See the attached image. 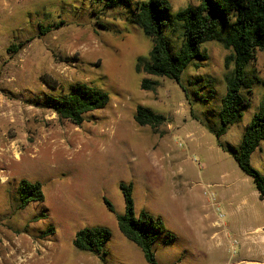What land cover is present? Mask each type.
<instances>
[{
  "label": "rangeland",
  "instance_id": "rangeland-1",
  "mask_svg": "<svg viewBox=\"0 0 264 264\" xmlns=\"http://www.w3.org/2000/svg\"><path fill=\"white\" fill-rule=\"evenodd\" d=\"M107 1L0 0V264H148L118 229L116 218L125 212L121 184L132 187L136 215L145 210L161 217L176 238L153 245L158 264L263 263L264 200L218 144L239 147L264 87L242 92L251 108L217 139L194 119L201 106L190 90L201 97L212 90V110L225 93L229 51L203 44L207 60L188 67L180 83L138 74L137 58L148 56L152 43L129 17L135 3L148 0L114 8ZM168 1L163 36L174 54V16L200 0ZM40 26L52 29L41 35ZM13 45L16 52L9 51ZM252 72L264 80V51L246 66ZM144 78L158 82L155 92L141 89ZM75 83L109 96L79 126L59 119L45 100ZM138 106L166 122L138 126ZM250 164L264 175V141ZM24 179L42 184L44 202L18 209ZM94 227L111 232L103 260L73 245L78 231Z\"/></svg>",
  "mask_w": 264,
  "mask_h": 264
},
{
  "label": "trees",
  "instance_id": "trees-1",
  "mask_svg": "<svg viewBox=\"0 0 264 264\" xmlns=\"http://www.w3.org/2000/svg\"><path fill=\"white\" fill-rule=\"evenodd\" d=\"M128 0H108L107 8L118 7ZM134 11L129 22L140 29L152 43L148 56L138 57L135 71L159 78L181 82L188 67L197 68L207 60V54L201 46L208 42H216L229 54L224 59L223 82L225 93L212 110L208 108L213 94L208 90L201 97L198 90H190L195 102L201 106V117H196L205 129L217 139L225 136L229 129L239 124L244 113L251 108V101L242 92L252 94L253 87H264V80L256 73H245L246 66L255 58L257 50L264 51V0H200L196 7H187L174 16L173 31L179 42V49L172 53L163 36V29L171 18L172 5L168 0H148L134 4ZM41 28V35L52 28ZM10 52H16L19 45H13ZM45 84L57 90L55 83L46 80ZM195 86V84H194ZM143 91L155 92L159 87L157 81L143 79L140 85ZM208 87L207 83L201 86ZM59 94L45 97L47 108L51 109L59 119L67 120L79 126L84 116L96 110L104 109L109 103L108 94L86 83L70 84L66 90L60 87ZM186 94L188 88L183 87ZM201 89V88H200ZM213 92V91H212ZM210 98V99H209ZM140 127L149 126L156 129L166 122L164 115L155 113L145 106H138L134 116ZM264 141V94L246 125L239 147H219L228 152L236 161L242 172L251 178L259 198L264 200V175L250 164L252 153ZM125 201V212L116 218L120 233L134 243L143 253L148 264H158L153 245L161 238L168 244L176 238L166 228L161 217L142 210L135 214L131 185L121 184ZM18 209H24L31 202H44L42 184L21 180L17 189ZM111 208V205L107 203ZM111 232L107 228H84L76 233L73 241L78 251L97 255L101 260L105 257V245Z\"/></svg>",
  "mask_w": 264,
  "mask_h": 264
},
{
  "label": "crops",
  "instance_id": "crops-1",
  "mask_svg": "<svg viewBox=\"0 0 264 264\" xmlns=\"http://www.w3.org/2000/svg\"><path fill=\"white\" fill-rule=\"evenodd\" d=\"M258 229H260V227H259ZM261 264H264V262H263V263H261Z\"/></svg>",
  "mask_w": 264,
  "mask_h": 264
}]
</instances>
